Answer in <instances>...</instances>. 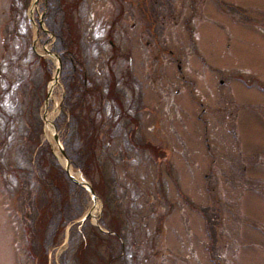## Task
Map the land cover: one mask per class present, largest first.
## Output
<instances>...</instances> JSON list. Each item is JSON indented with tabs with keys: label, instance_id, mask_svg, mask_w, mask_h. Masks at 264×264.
<instances>
[{
	"label": "rangeland",
	"instance_id": "1",
	"mask_svg": "<svg viewBox=\"0 0 264 264\" xmlns=\"http://www.w3.org/2000/svg\"><path fill=\"white\" fill-rule=\"evenodd\" d=\"M26 1L0 0V264H43V254L44 264H264V0H236L256 6L257 28L230 24L233 45L221 47L214 64L231 83L217 85L223 100L200 107L187 102L186 94L176 99L175 66L162 67L157 80L146 61L136 83L126 72L120 79L117 71L97 72L78 58L82 27L76 23L97 32L111 0H61L76 32L64 35L75 50L64 60L55 1ZM162 32L165 42L173 37L168 28ZM56 58L60 70L50 93ZM186 67L182 64L184 75L193 76L194 66ZM91 82L102 87L100 97L89 92ZM84 87L87 92H79ZM67 93L73 96L65 100ZM71 103L85 109L70 128ZM92 103L99 108L95 115L86 108ZM86 118L93 122L90 130ZM78 135L83 142L77 139V149L68 148ZM34 136L37 146L30 142ZM58 145L68 172L87 182L94 200L68 177ZM50 190L68 196L64 214L74 216L51 241L54 227L47 232V223L41 235H33L35 253L25 226L32 231L36 220L42 226L47 219ZM104 200L111 206L108 214ZM85 212L91 215L80 221ZM105 220H115L118 237L112 243L123 255L115 247L110 251L105 238L104 246L98 240L95 247L84 235L90 227L100 236L109 234Z\"/></svg>",
	"mask_w": 264,
	"mask_h": 264
},
{
	"label": "flooded vegetation",
	"instance_id": "2",
	"mask_svg": "<svg viewBox=\"0 0 264 264\" xmlns=\"http://www.w3.org/2000/svg\"><path fill=\"white\" fill-rule=\"evenodd\" d=\"M91 1L97 3L102 0ZM111 1L113 7L103 13L97 32H83L80 41L81 61L98 67L97 72L105 70L110 75L118 72L117 76H113L120 79L126 72L136 83L140 75L137 73L146 61L147 65H152L150 73L153 71L157 80L163 71L162 67L175 66L176 81L172 91L176 99L186 94V101L196 103L199 107L207 100H223L224 95L218 91L217 85L227 76L217 70L214 62L220 61L221 47L233 45L230 24L257 28L256 6L240 4L236 0ZM165 28L173 36L167 42L163 41L162 31ZM211 32L216 33L215 39L207 42ZM220 35H223L222 46ZM180 37L186 41L180 42ZM212 45L216 49H211ZM182 64L185 67L194 66V75H184ZM212 71L215 73L211 74ZM96 77L100 79L101 76ZM137 96L140 100V91H137ZM172 99L171 102L176 105V99ZM129 103L132 104L131 101ZM230 103L234 101L230 100ZM217 108L220 109V106Z\"/></svg>",
	"mask_w": 264,
	"mask_h": 264
},
{
	"label": "trees",
	"instance_id": "3",
	"mask_svg": "<svg viewBox=\"0 0 264 264\" xmlns=\"http://www.w3.org/2000/svg\"><path fill=\"white\" fill-rule=\"evenodd\" d=\"M53 1H55V2H53L54 3V5H53V9H52V12L54 13V16L58 19L56 22H54L55 23V25H56V29H57V37H56V39L58 40V39H61L62 38V40H61V43H63V48H64V50H65V53L66 54H64V52H60V54L62 55V57H63V60H64V56L66 55L67 57H69V59H71L70 58V56L69 55H67V54H73L74 53V49H72V48H70V47H67V45H66V43H65V39H66V37H64V35H68V37H69V34H70V36L72 37L73 36V34H76V32H73V33H71V29L69 28V19H68V10H65V9H63L64 7H62L61 6V0H53ZM27 1L25 0V2L24 3H26ZM23 3V4H24ZM51 3H52V1H51ZM67 7H69L70 8V5H67ZM73 7L74 8H76L77 7V5L75 4L74 5V2H73ZM47 12H49L50 13V9H47ZM71 12H72V10H71ZM73 13V12H72ZM73 15H74V13H73ZM66 16V17H65ZM75 16V15H74ZM44 17H45V20H46V12H45V15H44ZM63 18V19H62ZM62 19V20H61ZM76 23V22H75ZM77 24V26H78V29L80 28V27H82V29H83V24H82V22L81 21H79V22H77L76 23ZM49 25H50V22H49ZM53 30H54V28H53ZM80 31V30H79ZM76 44L78 45V43L77 42H72L71 43V45L72 46H76ZM80 44V43H79ZM77 49H79L80 50V46H78V48ZM73 52V53H72ZM76 56H77V54H75ZM80 56H81V53H80V51H79V54H78V58H80ZM67 57H65V59H68ZM92 81V80H91ZM85 82V79L83 80L82 79V83H84ZM91 84H92V82H91ZM65 85H66V88H67V84L65 83ZM95 85L94 84H92L91 85V89L89 90V92H92L93 93V91L95 92V93H97V97H100L101 95H102V93H101V86L100 85H98V86H96L95 88ZM93 90V91H92ZM79 92H81V93H86L87 91L85 90V87L81 90V91H79ZM73 95L70 93L69 95H68V93L64 96V98L66 97V99L65 100H67V98H71ZM115 98V97H114ZM118 98V97H117ZM100 98H97V102H98V100H99ZM70 107V109H71V113H70V120L68 121V125H69V127L71 128L72 127V123H74L75 121H78L79 120V112H82L83 111V109H85V105H81L80 106V103H78V104H74V103H71V104H68ZM86 108H88V111L89 112H91L92 114L94 113V115L99 111V108H96V109H94L93 108V103L88 107H86ZM77 113V114H76ZM88 113V112H87ZM59 114H62V111L59 113ZM61 116V115H60ZM59 116V117H60ZM92 119V118H91ZM56 121H61V119H57ZM85 123L86 124H90V128H89V130L92 128V124H93V122H92V120H90L89 118H86L85 119ZM56 125V124H55ZM33 139V138H32ZM77 139H80V142H83V140H81V137L78 135V137H72L70 140H69V143H68V145H67V147L69 148H71V149H77V146H79L78 144H77ZM30 142H32L34 145H39L37 142H39V141H37V138L34 136V139L32 140V141H30ZM39 147V146H38ZM73 153H75V156H76V158L78 159V160H82V154H80V152L78 151V152H74L73 151ZM44 154H46L47 155V150L44 152ZM52 158V157H51ZM53 159V158H52ZM73 161V163H74V160H72ZM51 175H54L55 176V174H51ZM51 177V176H50ZM53 178V177H52ZM56 178V177H55ZM50 191H52V190H50ZM54 191V190H53ZM53 191L51 192L52 193V195H53V198L51 199V202H49L48 203V205H47V219H45L44 218V221H43V224H42V226L39 224V222H38V220H36L37 221V224H36V226H35V228H33L32 229V231H31V229H29L28 228V226L26 225L25 226V230H26V233H27V235H28V232L30 233V232H32V240L31 239H29V241L27 240V242L29 243V246L30 247H32L33 246V251L35 250V248L36 247H34V244H33V240H34V238H33V235H34V237H37L36 235H41L42 233H43V231H42V229H43V227L45 226V224L47 223V225H46V227H44V228H46L47 229V232H48V230L49 229H51L52 227H54L53 228V231L51 232V238L49 239V241H51L52 239H53V236L52 235H54V234H57V231L58 230H60L61 229V227L64 225V224H66V223H68V222H70L71 220H72V216H74V214H72V213H70V211L68 212V213H65L64 214V211L66 210V207H68L69 208V206L71 205V203H69L68 201H66L67 199H68V196H66V195H64V194H62L61 193V196H58V194H59V190H55L56 191V195H55V193H53ZM69 200L71 201V199L69 198ZM105 200L107 201V198L105 197ZM105 200H104V211L108 214L110 211H111V209H110V207L111 206H108L107 204H106V202H105ZM61 204H64L63 205V207H61ZM77 206V207H76ZM76 208H78V205L77 204H74V210L76 209ZM67 211H68V209H67ZM112 211H113V209H112ZM50 213H52V215L49 217V214ZM200 213L201 214H203V212L202 211H200ZM114 214V213H113ZM63 216V217H62ZM114 218V217H113ZM48 221V222H47ZM114 224H116L115 223V220L113 221V223H109V221L107 222V220H105V222H104V226H105V228L107 229V231L109 230V231H114L115 233L114 234H106L105 236H100V234H99V231H97V230H95V227H94V229H91L92 227H90V229H86V230H83V233H84V235L87 237V238H91V240H90V243L89 244H91V245H94L95 247H97L98 245H96L97 244V242H98V240H100V242L101 243H103L102 244V246H104L105 244H104V242L105 241H103L102 239H106V241L108 242V243H106V245H107V247L109 248V250L110 251H112V249H113V251H114V247H115V251H117L116 253H118V255L119 254H121V251L122 250H119V249H117V247L116 246H113V245H116V243L115 242H113L112 243V241L113 240H115L118 236H117V233H116V229L112 226V225H114ZM45 229V230H46ZM108 233V232H107ZM75 235H76V237H77V235H78V232H76L75 233ZM80 239V238H79ZM109 241H108V240ZM81 240V239H80ZM27 243V244H28ZM100 243V244H101ZM39 245V247H40V245H41V243H39L38 244ZM81 245H82V242H78L77 243V248H79V247H81ZM112 247H111V246ZM30 250H31V248H30ZM35 253H36V251H34ZM75 252H76V250H75ZM124 253H122L121 255H123ZM37 258H39V256H37ZM38 260V259H37ZM45 260H46V254H43V256H42V262H43V264H44V262H45ZM41 262L38 260L37 261V264H40Z\"/></svg>",
	"mask_w": 264,
	"mask_h": 264
},
{
	"label": "water",
	"instance_id": "4",
	"mask_svg": "<svg viewBox=\"0 0 264 264\" xmlns=\"http://www.w3.org/2000/svg\"><path fill=\"white\" fill-rule=\"evenodd\" d=\"M39 23H40V22H39ZM52 55H54V54H52ZM56 60H57V65H56V68H55V74H54V76L52 77V80H53V81H56V78H57V76H58V74H59V70H60V63H59L58 58H56ZM53 136H54V140L56 141V140H57V139H56V135L53 134ZM58 149H59V152L61 153V155L64 157V160H65V167H64V169H65L66 173L68 174V177L70 178V180H71L73 183H75V184H77V185L82 186L83 188H85L86 191H88V192L90 193L91 198L94 200V199H95L94 191H93V190L91 189V187L87 184V182H85L84 180L77 181V180H75V179L69 174V172H68L69 162H68V160L65 158V154H64L62 148H61L59 145H58ZM89 214H90L89 212H85L81 217H79V218H80V221H81L82 219H84V218H85L87 215H89Z\"/></svg>",
	"mask_w": 264,
	"mask_h": 264
},
{
	"label": "bare ground",
	"instance_id": "5",
	"mask_svg": "<svg viewBox=\"0 0 264 264\" xmlns=\"http://www.w3.org/2000/svg\"><path fill=\"white\" fill-rule=\"evenodd\" d=\"M49 90H50V93H51V91H52V85H49ZM48 123H49V121H48ZM69 173L72 175V176H74V177H76V178H78L79 180H81V177H80V175L76 172H73L72 170H70L69 169Z\"/></svg>",
	"mask_w": 264,
	"mask_h": 264
}]
</instances>
